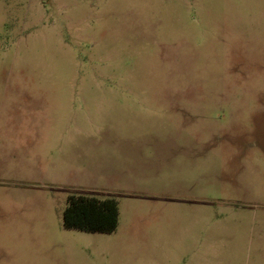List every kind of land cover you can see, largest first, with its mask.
Returning <instances> with one entry per match:
<instances>
[{"label": "rangeland", "instance_id": "rangeland-1", "mask_svg": "<svg viewBox=\"0 0 264 264\" xmlns=\"http://www.w3.org/2000/svg\"><path fill=\"white\" fill-rule=\"evenodd\" d=\"M0 264H264V0H0Z\"/></svg>", "mask_w": 264, "mask_h": 264}, {"label": "trees", "instance_id": "trees-1", "mask_svg": "<svg viewBox=\"0 0 264 264\" xmlns=\"http://www.w3.org/2000/svg\"><path fill=\"white\" fill-rule=\"evenodd\" d=\"M64 211L65 227L89 233H112L118 226V202L113 198L99 200L73 195Z\"/></svg>", "mask_w": 264, "mask_h": 264}, {"label": "crops", "instance_id": "crops-1", "mask_svg": "<svg viewBox=\"0 0 264 264\" xmlns=\"http://www.w3.org/2000/svg\"><path fill=\"white\" fill-rule=\"evenodd\" d=\"M116 146L117 147H124V145H116ZM99 178H101V177L99 176ZM79 188H81V186H79ZM81 189H83V188H81ZM96 189H98V187Z\"/></svg>", "mask_w": 264, "mask_h": 264}]
</instances>
